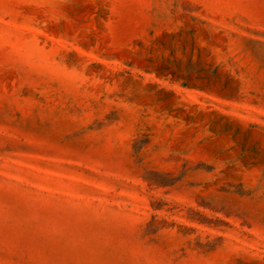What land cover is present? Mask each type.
Instances as JSON below:
<instances>
[{
  "label": "rangeland",
  "instance_id": "rangeland-1",
  "mask_svg": "<svg viewBox=\"0 0 264 264\" xmlns=\"http://www.w3.org/2000/svg\"><path fill=\"white\" fill-rule=\"evenodd\" d=\"M0 264H264V0H0Z\"/></svg>",
  "mask_w": 264,
  "mask_h": 264
}]
</instances>
